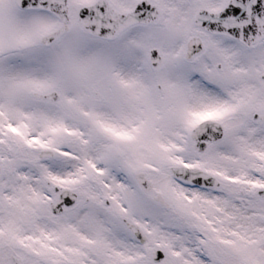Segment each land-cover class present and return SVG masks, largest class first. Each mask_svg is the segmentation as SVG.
I'll use <instances>...</instances> for the list:
<instances>
[{
	"label": "snow or ice",
	"instance_id": "snow-or-ice-1",
	"mask_svg": "<svg viewBox=\"0 0 264 264\" xmlns=\"http://www.w3.org/2000/svg\"><path fill=\"white\" fill-rule=\"evenodd\" d=\"M0 264H264V0H0Z\"/></svg>",
	"mask_w": 264,
	"mask_h": 264
}]
</instances>
